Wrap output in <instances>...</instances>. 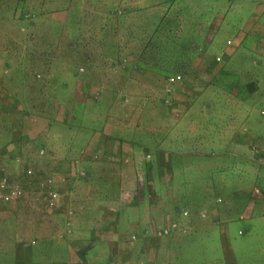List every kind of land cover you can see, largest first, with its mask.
<instances>
[{"label": "crops", "instance_id": "crops-1", "mask_svg": "<svg viewBox=\"0 0 264 264\" xmlns=\"http://www.w3.org/2000/svg\"><path fill=\"white\" fill-rule=\"evenodd\" d=\"M231 4H237L236 0ZM244 4L251 6V13L241 28L233 24V32L220 36L223 24L211 19L199 31L198 37L206 39L204 52L215 62L214 68L203 69L201 76L185 80L195 89L188 95L174 91L172 105L156 110L154 162L140 155L139 146L131 150L123 147L126 132L115 129L112 123L106 126L105 136L95 128H68L58 136L53 126L20 129L16 125L8 132V140L3 143L0 139V180L6 179L9 189L16 190L12 200L0 202V231L8 234L5 245L13 246L12 264H191L188 253L178 254L176 247H193L191 242L203 241L204 237L217 240L213 232L216 227L221 229L218 242L223 254H210L197 264H249L248 258L241 260L235 255L230 239L232 232L241 234L234 220L257 215L254 201H245L236 214L235 204L240 197L236 191L228 193L226 199L217 198L219 203L223 201L221 205H212L214 187L220 184L217 173L238 167V171L250 172L258 181L264 166V133L248 121L253 107L264 104V0H247ZM259 110L264 113V106ZM113 131L124 132V138L113 137ZM83 142L87 147L80 150ZM54 148L60 150V156L52 162L69 166V172H58L68 185L50 210L33 207L24 211L32 219L28 216L26 225L18 227L20 223L13 215L20 208L17 204L29 198V192L11 184L2 173L6 167L34 169L35 164L48 163L47 158L56 152ZM144 161L153 172L152 194L142 186L146 183ZM118 163L122 168L116 173L123 191L105 182L98 184L96 180L105 173L108 179L114 177ZM99 166H105L106 172H97ZM191 173L197 176L191 180L201 183L203 190L187 194L191 200L196 195L205 197L198 204L173 188L174 181L184 185L189 182ZM84 183L88 189L82 188ZM42 187L48 205L46 181ZM179 197L183 198L180 203ZM185 202L190 205L182 207ZM6 204L16 205L9 211L3 206ZM49 215L57 223H49ZM164 227H170L168 234L162 233ZM23 228L26 231L16 232ZM39 228L50 230V234H38ZM54 229L58 234L52 232ZM193 231H198L197 237ZM34 234L39 239L32 237ZM2 260L0 255V264Z\"/></svg>", "mask_w": 264, "mask_h": 264}, {"label": "rangeland", "instance_id": "rangeland-1", "mask_svg": "<svg viewBox=\"0 0 264 264\" xmlns=\"http://www.w3.org/2000/svg\"><path fill=\"white\" fill-rule=\"evenodd\" d=\"M231 1L0 0L1 141L4 143L9 139L8 132L16 125L20 129L53 126L58 136L68 128L76 131L95 128L105 136L106 126L112 123L115 129L126 132L127 143L123 147L131 150L139 146L140 155L144 154L146 159L154 162L155 138L152 132L157 122L156 110H163L168 105V77L179 73L185 81L201 76L203 69L214 68L215 62L204 52L206 39L198 37V33L211 19L223 24L220 36L233 32V24H240L241 28L251 13V6L244 4L247 0H236L234 6ZM173 88L177 93L188 95L195 86L187 85L185 81L174 84ZM260 106L264 104H257L249 112L248 121L264 133V113L259 110ZM113 133V137L122 139L125 135L124 132ZM86 147L83 142L79 149ZM54 149L56 152L50 154L49 162L43 166L38 163L34 169L30 166L6 167L2 173H6L3 176L11 184L29 192V198L17 204L20 208L13 215L14 221L20 223L18 227L26 225L30 216L24 213L27 209L44 207L50 210L54 207L46 204L44 181L47 182V192L57 189L63 193L68 185L58 172L68 171L69 166L52 162L60 156V150ZM148 153L150 158L146 156ZM139 164L138 170L141 162ZM144 164L146 183L142 186L144 191L152 194L154 183L150 181L153 172L150 171L151 165L148 166L146 161ZM118 168H122L119 163L115 166L114 177L108 179L105 166H99L97 172L105 174L96 180L98 184L105 182L113 189L123 191L116 173ZM30 169L32 173H29ZM81 169L93 173L85 166ZM262 171L258 181L250 172L238 171V167H231L227 173H217L220 184L214 187L212 196V205L219 206L223 201L220 204L217 198L223 200L228 193L239 192L236 214L243 209L245 201H254L257 215L240 222L234 220L238 224L235 228L238 231L240 228L241 234L232 232L230 239L235 255L241 256V260L248 258L246 263L250 261L249 264H264V219L261 212L264 211V166ZM192 177L197 178L191 173L185 185L174 181L173 188L179 195L198 204L205 201V197L196 195L191 200L187 194L203 190L201 183L192 181ZM86 184L83 189H88ZM182 200L179 197L177 202ZM13 205L16 204L3 206L11 211ZM189 205L185 202L181 206ZM46 220L57 223L51 215ZM6 231L11 233V230ZM23 231L25 228L16 229L17 233ZM220 231V227L213 229L218 239ZM52 232L58 231L54 229ZM193 233L197 237L198 231ZM38 234L47 236L50 230L39 228ZM38 234L32 237L39 239ZM5 237L8 234L0 231L1 264H12L13 246L5 245ZM206 238L191 242L193 247L178 246L176 251L178 254L186 251L191 264H197L200 258L210 254H223L218 239Z\"/></svg>", "mask_w": 264, "mask_h": 264}, {"label": "built area", "instance_id": "built-area-1", "mask_svg": "<svg viewBox=\"0 0 264 264\" xmlns=\"http://www.w3.org/2000/svg\"><path fill=\"white\" fill-rule=\"evenodd\" d=\"M183 77L179 73H173L169 75L168 77V82L170 86L166 89L167 97H166V103L169 105H172L173 103V93H174V88L173 85L176 83L183 82ZM147 158H150L151 154L148 153ZM8 187V183L6 179L0 180V202L5 201V200H12L16 196V190L12 189L10 190ZM50 192V200L49 204L55 206L57 201L60 199L61 192H59L56 189H52ZM173 227H175V224H173ZM170 232V227H164L162 233L168 234ZM161 233V232H160Z\"/></svg>", "mask_w": 264, "mask_h": 264}]
</instances>
